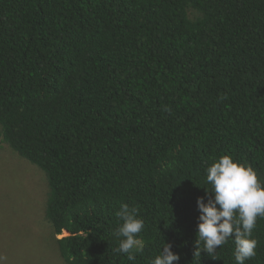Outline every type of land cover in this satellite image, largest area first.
Listing matches in <instances>:
<instances>
[{
    "label": "trees",
    "instance_id": "16d2710c",
    "mask_svg": "<svg viewBox=\"0 0 264 264\" xmlns=\"http://www.w3.org/2000/svg\"><path fill=\"white\" fill-rule=\"evenodd\" d=\"M0 142L45 173L67 264H150L164 241L235 264L232 240L193 258L196 201L223 155L264 181V0H0ZM252 237L264 264V218Z\"/></svg>",
    "mask_w": 264,
    "mask_h": 264
},
{
    "label": "clouds",
    "instance_id": "9594fccd",
    "mask_svg": "<svg viewBox=\"0 0 264 264\" xmlns=\"http://www.w3.org/2000/svg\"><path fill=\"white\" fill-rule=\"evenodd\" d=\"M206 182L211 186L210 190L204 188L207 201L204 196L196 201L200 215L193 258L201 257L203 251L216 259L218 249L232 240L235 264H245L256 255L257 241L252 233L257 219L264 218V181L250 165L223 155L208 167ZM116 215L123 223L114 233L117 238L122 237L115 251L133 260L135 254L144 251V241L140 238L144 220L127 204H122ZM179 260L180 255L172 251V244L164 241L150 264H173Z\"/></svg>",
    "mask_w": 264,
    "mask_h": 264
},
{
    "label": "rangeland",
    "instance_id": "374dc122",
    "mask_svg": "<svg viewBox=\"0 0 264 264\" xmlns=\"http://www.w3.org/2000/svg\"><path fill=\"white\" fill-rule=\"evenodd\" d=\"M48 190L45 173L0 142V264H67L46 216Z\"/></svg>",
    "mask_w": 264,
    "mask_h": 264
}]
</instances>
